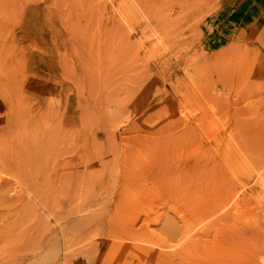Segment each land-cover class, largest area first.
<instances>
[{
	"label": "rangeland",
	"instance_id": "1",
	"mask_svg": "<svg viewBox=\"0 0 264 264\" xmlns=\"http://www.w3.org/2000/svg\"><path fill=\"white\" fill-rule=\"evenodd\" d=\"M225 3L0 0V178L26 194L0 207V252L22 249L5 264H165L169 225L235 201L211 240L246 250L227 233L264 216V30L228 26Z\"/></svg>",
	"mask_w": 264,
	"mask_h": 264
},
{
	"label": "bare ground",
	"instance_id": "2",
	"mask_svg": "<svg viewBox=\"0 0 264 264\" xmlns=\"http://www.w3.org/2000/svg\"><path fill=\"white\" fill-rule=\"evenodd\" d=\"M11 105V104H10ZM12 106V105H11ZM4 136V135H3ZM6 137V136H5ZM5 139V138H4ZM7 139V138H6ZM11 146V145H10ZM12 148V147H11ZM9 154H11V153H9ZM3 158H1V159H4V156H2ZM19 157V156H18ZM262 157L264 158V156H263V154H262ZM262 159V158H261ZM19 160V161H18ZM4 161L7 163V166H11V167H14L15 166V169L16 168H18V167H20L22 164L21 163H23V159L20 157V158H11V159H7V160H5L4 159ZM17 165V166H16ZM264 176V175H263ZM262 176V177H263ZM1 177V176H0ZM256 183H258V182H256ZM10 184V180H8V179H3V178H0V207L2 206V204L3 203H5L4 202V200L6 201V202H10V200H14L15 201V203H16V205H15V207L14 208H17L19 205H21L22 206V204L24 203V195H26L25 193H22L21 191L17 194H15L16 196L13 198L12 196L10 197L9 196V194L7 193V186ZM99 185H101V184H99ZM262 185V184H261ZM260 185V186H261ZM264 187V186H263ZM9 188V187H8ZM10 190V189H9ZM21 190V189H20ZM233 190H235L234 192H236V193H238L237 191H236V189H234L233 188ZM239 190V189H238ZM27 192V191H26ZM230 192H232V191H230ZM230 192H227L226 194H225V197H226V195H227V197L229 198H227V201L228 202H230V199H232L231 197L232 196H230ZM30 193V192H29ZM6 194H7V196H6ZM27 194H28V192H27ZM232 195H233V193H231ZM244 196V195H243ZM249 196V195H248ZM263 196V195H262ZM242 197V196H241ZM240 197V198H241ZM245 197V196H244ZM244 197H242V198H244ZM250 197V196H249ZM238 198V197H237ZM251 198V197H250ZM262 198V197H261ZM263 198H264V196H263ZM223 199H225L226 200V198H222V200ZM236 199V198H235ZM245 199V198H244ZM26 200V199H25ZM3 201V202H2ZM232 201L234 202V200H231V203H232ZM263 201V200H262ZM260 202V203H263V202ZM28 202V201H27ZM222 202L223 201H221L220 202V205L222 206ZM224 202H226V201H224ZM223 202V205H224V207H229V206H227L225 203ZM244 202V201H243ZM242 202V203H243ZM227 203V202H226ZM235 203H237L236 201H235ZM235 203H233V204H235ZM242 203L240 204L241 206H242ZM26 204V203H25ZM230 204V203H229ZM233 204H230V207L232 208V205ZM244 204V203H243ZM29 205V204H28ZM34 206V205H33ZM71 206V205H70ZM233 206H237V205H233ZM12 207V206H11ZM224 207H221L220 208V210L222 209V208H224ZM229 207V209H227V210H229L231 213L233 212L232 210H231V208ZM237 207H239L240 208V206H237ZM24 208V207H23ZM72 208H74V207H72ZM214 208V207H213ZM69 209V210H68ZM68 211H70L71 209H70V207H68ZM79 209H80V207H79ZM210 209V208H209ZM209 209H207V211H206V213L209 211ZM216 209V208H215ZM233 209V208H232ZM234 209H236V208H234ZM16 210V209H15ZM28 210H30V212H31V208L29 209L28 208ZM211 210H212V208H211ZM210 210V211H211ZM225 210H226V208H225ZM237 210H239L238 208H237ZM241 210V209H240ZM67 211V212H68ZM228 211V213H230ZM264 211V210H263ZM24 212V213H23ZM25 212L26 211H22V209L21 208H18L17 210H16V213H15V216H14V220H15V222L14 223H16V225H18V226H20V224H22V222H23V220H24V214H25ZM29 211H27V213L26 214H30L31 215V213H28ZM34 212H36V211H34ZM66 212V213H67ZM214 212V211H213ZM236 212H238V211H236ZM240 212V211H239ZM70 213V212H69ZM71 213H73V212H71ZM203 213H205L204 211H203ZM206 213H205V215H206ZM210 213V212H209ZM208 213V214H209ZM215 213V212H214ZM227 213V214H228ZM207 214V215H208ZM223 214V215H222ZM221 215H220V217H219V215L217 216L218 218H217V220L215 221L214 220V222H209V221H207L208 219H203V218H201V217H199L198 219L196 218L195 219V222H194V224H195V226L193 227V228H191L192 227V224H190V220L189 219H185V220H181L182 221V223H181V226H177L176 224H172V225H169V227H168V235H169V241H172V243L170 244V245H168V247L170 248V250L168 251V249H164L166 252H158V251H153V253H152V256L154 257V258H156L157 260H159L160 259V261H164V262H166L165 264H169V263H174L175 262V260H176V257H179V258H181V260H182V258L184 257V259H185V256L187 255V253L188 252H190V253H192L193 252V250L194 249H196L195 251H201V253L198 255V259H197V262H196V264H232V262H233V264L235 263V262H237L238 260H239V262L242 260V257L244 256L243 255V253H244V251H245V253H246V255L248 256V264H264V216L263 217H256V216H254V215H252V216H254V218H252V217H249V218H252V219H249V221L246 223V224H244L243 226H241V227H238V226H236L232 231H230V233L228 234L227 233V235H228V237H230V238H234V243H233V245L234 244H236V238L237 239H239V240H237V242H238V245L239 244H241V246H242V243L246 240V243L248 242V247L246 248V245L245 246H243V248L244 249H246V250H238V248H237V246L236 245H234V247L232 246V247H230V249H229V251H227V249H225L224 248V244H223V240L226 238L225 236V232L224 233H222L223 231L222 230H219V231H217V234L215 235L216 237V241L214 242V241H212L211 240V234H210V231L213 229V233H214V228L212 227L213 225H214V223L215 222H217V224H225L226 222H228L229 221V215H227V214H225V212H224V210H223V213H222ZM233 214V213H232ZM237 214H239V213H237ZM263 214H264V212H263ZM33 215V214H32ZM235 216H236V214H234ZM5 216H11V213L7 210V212L5 213ZM27 216V215H26ZM210 216H211V213H210ZM29 217V216H28ZM32 217V216H31ZM40 217V216H39ZM66 217V216H65ZM68 217V216H67ZM205 217V216H204ZM208 217H209V215H208ZM214 217V216H213ZM26 218V217H25ZM30 218V217H29ZM211 217H209V219H210ZM35 219V218H34ZM73 219V218H72ZM216 219V218H215ZM38 220V219H37ZM232 220V219H231ZM40 221H41V219H40ZM9 223V222H8ZM13 223V222H12ZM13 223V224H14ZM45 223V222H44ZM12 224V225H13ZM86 224V223H85ZM23 225V224H22ZM38 226V225H37ZM48 226V225H47ZM186 226H187V228H186ZM7 227V224H6V226H5V228ZM41 227V226H40ZM40 227H37V229L38 228H40ZM43 227V226H42ZM182 227V229L185 227L186 228V230H181L180 228ZM197 227V229L195 230V228ZM210 227H212L211 228V230L209 231V229H210ZM10 228V227H9ZM13 228V227H12ZM15 228V227H14ZM13 228V229H14ZM22 228H24V227H22ZM7 229H8V227H7ZM27 229V228H26ZM26 229H22L23 231H25ZM36 229V230H37ZM41 229V228H40ZM39 229V230H40ZM43 229V228H42ZM41 229V230H42ZM47 229V228H46ZM77 229H79V228H77ZM180 229V230H179ZM9 230H11V229H9ZM35 230V231H36ZM12 231H14V230H12ZM2 232H3V235L5 234V229L2 231V230H0V234H2ZM9 232V231H8ZM18 232V231H17ZM16 232V233H17ZM26 232V231H25ZM25 232H23V233H25ZM31 232H32V230H31ZM87 232H88V230H87ZM9 233H11V231L9 232ZM19 233V232H18ZM30 233V232H29ZM69 232H65V234L66 235H64L65 237H64V239H65V242L67 241V238H69V242H71L70 241V237H71V235H70V237H69V234H68ZM216 233V232H215ZM13 234H14V232H13ZM36 234V233H35ZM77 234V233H76ZM79 234V233H78ZM77 234V235H78ZM85 234H87V233H85ZM3 235H1L2 237H3ZM7 235H9V234H7ZM30 235V234H29ZM49 235V234H48ZM74 235V234H73ZM72 235V236H73ZM80 235V234H79ZM10 237H11V235H9ZM15 236V235H14ZM20 236V235H19ZM32 236V235H31ZM35 236V235H34ZM67 236V237H66ZM80 236H82V235H80ZM79 236V237H80ZM22 237H25V235L24 236H22ZM49 237V236H48ZM73 237H75V235L73 236ZM20 238V237H19ZM19 238L17 239V240H15V242H13V244L14 243H16L17 245H21L22 244V242H21V244H20V242H19V244L16 242V241H18L19 240ZM28 238H29V236H28ZM32 238V237H31ZM11 239V238H10ZM13 239H14V237H13ZM23 239V238H22ZM22 239H21V241H22ZM30 239V238H29ZM76 239V238H75ZM80 239H81V237H80ZM24 240V239H23ZM71 240H72V238H71ZM78 240H79V238H78ZM78 240H76L75 242H77ZM8 241V240H7ZM27 246H28V248L30 247L31 249V252L32 253H37L38 251H40V250H42V248H43V245H45V244H43V241H41V240H39V241H35L34 242V244H30V242H32L33 240L31 239L30 241L27 239ZM46 241H47V239H46ZM45 241V242H46ZM67 241V242H68ZM81 241V240H80ZM9 243V242H8ZM11 243V242H10ZM23 243H25V242H23ZM12 244V243H11ZM30 244V245H29ZM66 244V243H65ZM217 244H219V245H221V246H219V247H216V245ZM17 245L16 246H14V245H11V246H14V247H17ZM25 245V244H24ZM23 245V246H24ZM67 245H68V243H67ZM66 245V246H67ZM69 245H71V244H69ZM161 245H165V244H161ZM244 245V244H243ZM22 246V247H23ZM51 246V245H50ZM53 246V245H52ZM240 246V245H239ZM24 247H26V245L24 246ZM71 247H72V245H71ZM70 247V248H71ZM142 246H140V248H141ZM17 248H18V250H17ZM17 248H13V251H16V252H14V254H16V256L13 254V251H12V247H7L6 249H3V251H1L0 252V254L2 255V259H5L4 257H9V259L8 260H6V261H3L4 262V264L5 263H7V262H10V261H19V259L21 258H19V256L21 255V253H22V249H21V247L19 248V247H17ZM27 247L24 249L23 248V250H26V251H28L27 249H28ZM149 248V247H148ZM242 248V249H243ZM10 249H11V251H10ZM16 249V250H15ZM52 249V248H51ZM152 249H154V248H152ZM94 250H98V249H94ZM149 250V249H148ZM25 251V252H26ZM72 251V250H71ZM73 251H75V250H73ZM85 251H87V250H85ZM89 251H90V249H89ZM145 251H147V250H145ZM160 251H163V249H160ZM21 252V253H20ZM79 252V251H78ZM81 252H82V250H81ZM148 252V251H147ZM146 252V253H147ZM243 252V253H242ZM14 255H12V254ZM86 253V252H85ZM92 253H93V251H92ZM149 253L150 252H148V255H149ZM81 254V253H80ZM90 255H91V253H90ZM89 256V255H88ZM151 256V255H150ZM28 258V257H27ZM31 258V257H30ZM74 260H75V258H74ZM155 261V260H154ZM184 260H182L181 262H183ZM1 263H2V261H0ZM21 262H23V261H21ZM58 262V261H57ZM55 263V264H58V263ZM163 262V263H164ZM180 262V263H181ZM14 263V262H13ZM54 263V262H53Z\"/></svg>",
	"mask_w": 264,
	"mask_h": 264
},
{
	"label": "crops",
	"instance_id": "3",
	"mask_svg": "<svg viewBox=\"0 0 264 264\" xmlns=\"http://www.w3.org/2000/svg\"><path fill=\"white\" fill-rule=\"evenodd\" d=\"M223 7L228 26L245 32L264 30V0H226Z\"/></svg>",
	"mask_w": 264,
	"mask_h": 264
}]
</instances>
